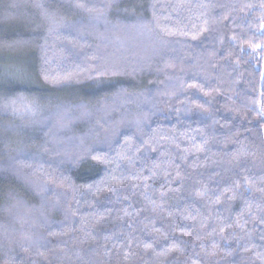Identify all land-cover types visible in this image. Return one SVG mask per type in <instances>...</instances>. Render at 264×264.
Masks as SVG:
<instances>
[{
	"label": "trees",
	"instance_id": "obj_1",
	"mask_svg": "<svg viewBox=\"0 0 264 264\" xmlns=\"http://www.w3.org/2000/svg\"><path fill=\"white\" fill-rule=\"evenodd\" d=\"M264 0H0V264H264Z\"/></svg>",
	"mask_w": 264,
	"mask_h": 264
},
{
	"label": "rangeland",
	"instance_id": "obj_2",
	"mask_svg": "<svg viewBox=\"0 0 264 264\" xmlns=\"http://www.w3.org/2000/svg\"><path fill=\"white\" fill-rule=\"evenodd\" d=\"M262 68L264 70V44H263V56H262Z\"/></svg>",
	"mask_w": 264,
	"mask_h": 264
}]
</instances>
